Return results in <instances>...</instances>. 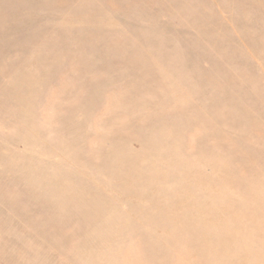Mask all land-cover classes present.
I'll list each match as a JSON object with an SVG mask.
<instances>
[{"label":"rangeland","instance_id":"rangeland-1","mask_svg":"<svg viewBox=\"0 0 264 264\" xmlns=\"http://www.w3.org/2000/svg\"><path fill=\"white\" fill-rule=\"evenodd\" d=\"M0 264H264V0H0Z\"/></svg>","mask_w":264,"mask_h":264}]
</instances>
